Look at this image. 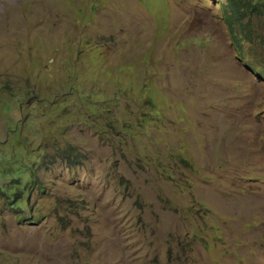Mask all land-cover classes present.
Instances as JSON below:
<instances>
[{"label": "rangeland", "instance_id": "rangeland-1", "mask_svg": "<svg viewBox=\"0 0 264 264\" xmlns=\"http://www.w3.org/2000/svg\"><path fill=\"white\" fill-rule=\"evenodd\" d=\"M260 1L0 0V264H264Z\"/></svg>", "mask_w": 264, "mask_h": 264}, {"label": "trees", "instance_id": "trees-1", "mask_svg": "<svg viewBox=\"0 0 264 264\" xmlns=\"http://www.w3.org/2000/svg\"><path fill=\"white\" fill-rule=\"evenodd\" d=\"M222 3H226L231 13L227 18L231 40L242 52L243 41L252 36V17L263 11V2L260 0H223ZM249 51L254 53L252 48H249ZM254 72L258 75L263 74L264 71L259 69Z\"/></svg>", "mask_w": 264, "mask_h": 264}]
</instances>
